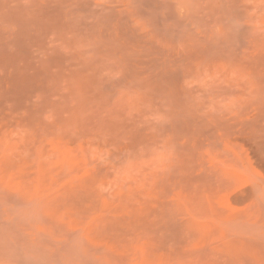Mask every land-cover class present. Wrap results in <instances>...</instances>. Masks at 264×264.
<instances>
[{
    "label": "rangeland",
    "instance_id": "374dc122",
    "mask_svg": "<svg viewBox=\"0 0 264 264\" xmlns=\"http://www.w3.org/2000/svg\"><path fill=\"white\" fill-rule=\"evenodd\" d=\"M0 264H264V0H0Z\"/></svg>",
    "mask_w": 264,
    "mask_h": 264
}]
</instances>
